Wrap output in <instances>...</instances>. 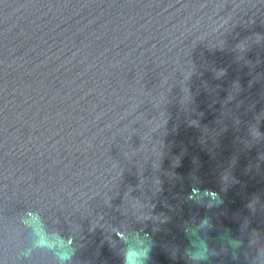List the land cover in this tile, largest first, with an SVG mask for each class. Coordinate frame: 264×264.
I'll return each instance as SVG.
<instances>
[{"label": "water", "instance_id": "1", "mask_svg": "<svg viewBox=\"0 0 264 264\" xmlns=\"http://www.w3.org/2000/svg\"><path fill=\"white\" fill-rule=\"evenodd\" d=\"M25 214L74 264H190L197 228L264 264V0H0V264H55Z\"/></svg>", "mask_w": 264, "mask_h": 264}, {"label": "clouds", "instance_id": "2", "mask_svg": "<svg viewBox=\"0 0 264 264\" xmlns=\"http://www.w3.org/2000/svg\"><path fill=\"white\" fill-rule=\"evenodd\" d=\"M25 226L31 230L33 241L31 250H40L47 252L55 259V264H74L73 257L75 248L69 244L65 237L58 233H51L47 230L38 214H25ZM207 219L201 221V225H207ZM199 228L188 232L191 237V247L187 249L186 256L190 264H204L211 255L212 250L209 248L207 240L200 235ZM249 244L254 247V254L249 257L250 260L264 259V241L254 236ZM230 247L238 249L242 242L239 240H232L228 238ZM25 255L30 254V251ZM150 245L146 238L141 237L139 233H132L122 250L121 258L122 264H148L150 259Z\"/></svg>", "mask_w": 264, "mask_h": 264}]
</instances>
